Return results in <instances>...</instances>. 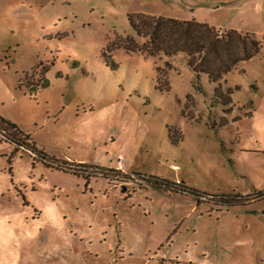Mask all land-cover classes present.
I'll return each mask as SVG.
<instances>
[{"label": "rangeland", "instance_id": "1", "mask_svg": "<svg viewBox=\"0 0 264 264\" xmlns=\"http://www.w3.org/2000/svg\"><path fill=\"white\" fill-rule=\"evenodd\" d=\"M130 14L258 51L216 88ZM0 116V264H264V0H0Z\"/></svg>", "mask_w": 264, "mask_h": 264}, {"label": "trees", "instance_id": "2", "mask_svg": "<svg viewBox=\"0 0 264 264\" xmlns=\"http://www.w3.org/2000/svg\"><path fill=\"white\" fill-rule=\"evenodd\" d=\"M128 21L132 32L136 36L147 38L150 47L144 51L148 55L153 56L160 53L166 56H171L177 51L186 52L191 56L202 54L201 59L199 60L201 65L200 68H196L194 64H192L191 59H189L187 63L195 72L197 79L200 73H205L210 82L217 83L216 88L219 85L218 81L221 77L220 74H226L239 61L250 59L258 51L259 47V43L256 39L251 38L250 42H248L249 38L240 36V34L233 29H230L221 36V34H217L212 26H209L204 22H198L194 19L182 20L149 14H130L128 15ZM239 41H242V49L245 50V54L242 57L236 54V50L239 49ZM248 43H250V45ZM128 51L140 50L130 48ZM222 51H224L226 56L230 58L229 61L222 60L221 62ZM209 56L213 58L212 62H210L212 58H208ZM108 57L109 56L105 58L107 62L110 61L107 60ZM112 67L113 69L116 68V64L113 62ZM38 85L39 84H35L34 86L38 87ZM216 88H214L215 94L217 92ZM220 99L221 97L219 98L220 103L225 104L230 102V98H227L224 102H221ZM0 125H2L3 130L9 128L12 129L15 134L16 131H18L16 124L2 116H0ZM14 133L9 132L8 136H11L17 145L29 147L24 140L17 139ZM30 150L34 151L32 148ZM146 180L150 182L152 186L154 185L158 188L164 187L167 190L174 191L175 188L173 186H177L179 187L178 190L193 195H207L194 188L186 186L185 184L174 183L163 178L159 179L157 177L149 176ZM256 194L264 197V191ZM236 201L238 200L230 195H223L220 200L221 203L229 205L237 203Z\"/></svg>", "mask_w": 264, "mask_h": 264}]
</instances>
